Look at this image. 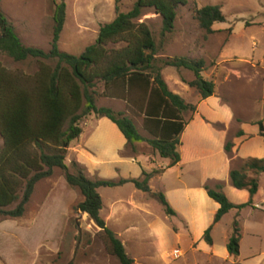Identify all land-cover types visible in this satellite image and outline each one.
Returning <instances> with one entry per match:
<instances>
[{"label":"crops","instance_id":"crops-1","mask_svg":"<svg viewBox=\"0 0 264 264\" xmlns=\"http://www.w3.org/2000/svg\"><path fill=\"white\" fill-rule=\"evenodd\" d=\"M171 43L169 39L157 57H173L168 46ZM203 47L200 45L192 57L205 61L202 75L215 83L212 95L203 97L199 89L189 84L195 73L188 68L163 66L161 70L168 90L195 107L179 113L171 109L172 115L179 117L172 121H185L179 134L177 163L171 165L169 158L162 157L146 141H129L117 123L95 113L84 119L81 134L71 142L66 154V163L77 162L92 180H141L145 172L156 171L149 179L150 191L137 188L132 181L98 189L103 201L101 215L121 239L134 264H167L176 261L167 257L173 249L179 247L188 252L195 244L203 246L208 254L229 258L232 255L228 250L215 249L213 232L225 216L240 214L246 208L232 209L214 222L220 204L209 195L206 185L215 187L220 183L235 204L251 199L247 189L233 186L230 171L249 157L264 158V138L260 134V122L264 126V72L245 75L240 68L230 67L228 59L209 61ZM243 62L251 64L250 60ZM240 79L257 92L254 102H231L235 94L232 83ZM102 84L96 99L98 106L123 112L146 138L170 135V129L162 131L166 123L170 125L162 116L160 99L149 100L151 88L133 86L125 94L107 95ZM260 108L263 114L257 120L254 116ZM229 141L232 147L227 151ZM56 170L37 182L31 198L40 187L41 195L28 203L21 217L0 221V264H55L73 217L89 224L87 213L78 212L75 216L74 205L83 196ZM260 190L259 186L252 197L254 203ZM157 193L166 197L174 215L166 213ZM91 223L95 225L93 220ZM209 227L211 244L204 238Z\"/></svg>","mask_w":264,"mask_h":264},{"label":"trees","instance_id":"trees-1","mask_svg":"<svg viewBox=\"0 0 264 264\" xmlns=\"http://www.w3.org/2000/svg\"><path fill=\"white\" fill-rule=\"evenodd\" d=\"M185 4L186 0H137L128 11H120L117 7L116 17L100 26L95 42L80 54L59 47L66 21V0L55 2L49 50L23 44L14 25L0 9V52L15 61L35 60L38 64L33 74L13 71L0 64V138L3 141L0 147V221L21 217L37 182L51 176L58 168L67 182L83 196L74 205V210L87 213L101 228L109 241L111 253L121 264H134L121 239L106 225L101 215L103 201L98 189L132 181L137 188L150 191L149 179L156 171L145 172L141 180H92L77 162L68 165L66 154L71 142L81 134L84 119L95 113L117 123L129 141H146L162 157L169 158L171 165L180 160L177 145L185 121H172L179 117H174L171 109L175 108L179 113L195 107L168 90L162 67L192 70L195 79L189 84L199 89L203 97L214 93L215 83L202 75L205 61L201 58L178 55L158 58L153 31L139 19L146 9H153L162 17V34L166 35L174 31L177 10ZM196 18L208 34L215 32L214 23L226 20L221 6L211 4L198 8ZM119 42L125 45L120 48L109 46ZM99 83H104L103 93L107 95L125 94L133 86L151 88L149 100L160 99L162 116L169 120L170 125L168 127L166 123L162 131L170 129V135L146 138L123 112L98 106ZM260 134L264 138L262 122ZM231 147L232 143L227 142L226 150L230 151ZM262 172L264 158L257 157L245 159L241 167L230 171L233 186L247 189L250 193L251 199L245 203H233L220 183L215 187L206 185L209 195L220 204L214 222L232 209L240 210L253 204L252 197L259 189L258 175ZM156 196L166 213L174 215L175 211L166 197L162 193ZM210 232L211 227L204 234L209 244L212 243ZM240 240L241 229L235 220L226 245L230 255H239Z\"/></svg>","mask_w":264,"mask_h":264},{"label":"rangeland","instance_id":"rangeland-1","mask_svg":"<svg viewBox=\"0 0 264 264\" xmlns=\"http://www.w3.org/2000/svg\"><path fill=\"white\" fill-rule=\"evenodd\" d=\"M56 1L61 0H0V9L14 25L23 44L49 50L53 37ZM136 1L66 0V21L59 41L60 49L73 54L82 53L87 46L95 42L100 26L116 17L117 7L125 12L130 10ZM186 1L187 4L178 8L175 29L172 33H167L168 36L162 34V17L153 9H146L139 19V22L146 23L152 29L158 46L157 52L163 50L169 39L172 43L168 46L174 56L192 57L200 45H203L202 52H206L209 61L228 59L230 67L240 68L245 75L246 72H264V0ZM209 4L221 6L226 18L224 22L214 23L213 27L217 31L211 34L200 27L196 18V10ZM124 45V42H119L109 46L120 48ZM162 52L160 53L163 54ZM244 60H250L251 64L244 63ZM0 64L26 74H33L38 67L35 60L15 61L1 52ZM232 84L235 94L231 96V102L234 105L254 102L257 92L248 86L245 79ZM102 88L103 84L99 83L97 90L101 92ZM260 89L261 87L258 90ZM260 109L254 116L257 120H260L263 114L262 108ZM2 143L0 138V147ZM244 160L235 164L237 168L241 167ZM56 173L62 174L61 169L57 168ZM258 179L261 190L256 203L253 201V204L246 206L240 214L238 212L235 215L232 212L225 216L213 232L215 249L219 252L227 251V237L230 236L234 221L237 220L241 229L239 255L225 259L208 254L203 250V246L195 244L188 252L179 247L173 249L167 257L176 261L167 264H264V172L261 176L258 175ZM40 188L30 201H36L40 197ZM16 205L17 203L12 207ZM78 212L81 211H75V216ZM88 219L89 224L86 225L87 220L73 217L55 264H121L111 253L106 235L96 224L91 223L92 219ZM176 250H179L178 255Z\"/></svg>","mask_w":264,"mask_h":264},{"label":"built area","instance_id":"built-area-1","mask_svg":"<svg viewBox=\"0 0 264 264\" xmlns=\"http://www.w3.org/2000/svg\"><path fill=\"white\" fill-rule=\"evenodd\" d=\"M178 252H179V250H176V251H175V253H177V255H178Z\"/></svg>","mask_w":264,"mask_h":264}]
</instances>
